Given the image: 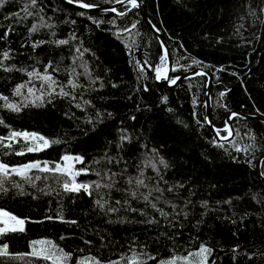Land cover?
Returning a JSON list of instances; mask_svg holds the SVG:
<instances>
[{"label": "trees", "instance_id": "trees-1", "mask_svg": "<svg viewBox=\"0 0 264 264\" xmlns=\"http://www.w3.org/2000/svg\"><path fill=\"white\" fill-rule=\"evenodd\" d=\"M67 1L95 8L117 3ZM140 2L170 49L171 80L212 72L213 126L228 137V118L237 112L234 136L220 141L207 121V75L174 88L157 78V67L168 72V57L161 61L166 48L127 1L113 12L65 0H4L0 96L8 99H0V163L9 166V191L0 193V208L25 227L0 233L8 244L0 264H57L32 253L38 238L101 262L136 253L181 256L206 244L208 264H264V184L256 170L264 122L254 118H264V0ZM33 72L39 77H30ZM24 131L45 136L49 145L27 151L37 145L23 136L7 139ZM66 154L82 157L74 180L92 185L87 192L65 191L62 184L73 177L63 172L30 169L33 186L11 171L35 160L56 163ZM136 179L146 187L137 189ZM97 200L107 203L101 208Z\"/></svg>", "mask_w": 264, "mask_h": 264}, {"label": "snow or ice", "instance_id": "snow-or-ice-1", "mask_svg": "<svg viewBox=\"0 0 264 264\" xmlns=\"http://www.w3.org/2000/svg\"><path fill=\"white\" fill-rule=\"evenodd\" d=\"M117 3H124L125 0H116ZM128 3H130L132 5L133 8L137 7L138 4H137V0H127ZM4 3V0H0V5H2ZM32 3L35 4L36 3V0H32ZM83 7H91V5H87V4H84ZM111 11L113 12H116V9L113 8V9H110ZM118 15H121L123 16L124 13L123 12H120L118 13ZM132 27L134 28L135 25L133 24ZM33 31L37 30L36 26H33ZM5 35H7V33H5ZM61 44L63 43H66V41H60ZM4 57L7 58L8 57V53L5 52L4 54ZM168 53H167V50H165V53L163 56H161V61H164L167 57ZM2 66V65H0ZM7 70H10V69H7ZM156 72H157V78H159V73H160V68L157 67L156 68ZM29 76H38L39 77V74L38 73H29ZM44 80L46 81H51L52 83H55V81H52L51 80V77L49 75H45L42 77ZM172 83H175L176 81L173 79L171 80ZM69 84H72L73 87H77L78 85H76L74 83V81L72 80H69ZM25 85L21 84V85H17L16 89L14 90V95H20L21 94V89L24 88ZM29 92H32V89H28ZM60 95H63V96H67L69 95L67 92H64L62 89H61V92H60ZM223 95V93L221 94ZM42 96L43 94H41V96L39 97H36L37 100H41L42 99ZM0 99H3V100H7L8 98L7 97H3V96H0ZM167 98L165 97V100ZM5 107L13 110V111H19L20 108L18 105H15V104H11V103H8L5 105ZM77 107H79V105H77ZM235 115V114H233ZM0 123H2V121H0ZM20 136H23L25 139H28L30 136L31 137H37L38 134L36 133H27V132H24V133H20V132H12L10 133L9 137H7V139H13V138H16V137H20ZM40 140H43L44 141V146H48L49 144V141L46 140L44 137H38ZM5 138L3 137H0V140H3ZM51 143H58V141H51ZM40 150L39 148H32V147H29L27 148V151H38ZM18 155H22L23 153H17ZM64 160H69L70 157H67L65 156L63 158ZM75 159L77 160H80L81 158L80 157H76ZM161 163H163V161H161ZM153 168L155 167V165H151ZM40 165L39 163H31V164H26V165H23V166H20L18 168H12L11 171L12 172H15L17 173L18 175H22L24 178L28 179L29 182H33L32 181V178L31 177H28L27 176V173L30 169H33V168H39ZM9 166L7 164H3V163H0V193H7L9 191V189L7 187H5V182L8 180V177H9ZM44 171H54V172H63L65 173L67 176H71L73 177L71 183L68 181V180H65L64 183L62 184V187L65 191H68V192H79L81 189H83L84 191H88L90 187H92V185H88V184H76L75 183V180H74V176L75 175H78L79 173H75L73 174L72 172L68 171L66 168L64 167H54V168H45ZM36 180H39L41 179V177L39 176H36L35 177ZM129 184H132L133 181L132 179H129L128 181ZM135 184L137 186V189L140 187V186H145L146 185L144 184V180L143 179H136L135 180ZM33 186L34 185V182H33ZM101 185L100 184H95V187L96 188H99ZM12 187L13 188H21L22 186L20 184H12ZM107 187H111V185H107ZM156 191H159V189H156ZM21 195H23V192L21 191L20 193ZM92 193L89 192V195H91ZM130 195L133 197V198H136L137 196V192L136 191H132L130 192ZM143 195V194H142ZM152 195L151 191H149V193L147 195H143V199L145 201H148L149 200V197ZM157 199H159V197H157ZM97 205H99L101 208L104 207V203H107L106 201L104 203H102L100 200H97L96 201ZM116 203H120V201H116ZM152 207L155 208L156 207V204L153 203L152 204ZM109 211H117V209L115 208H109L108 209ZM132 211H136V209H132ZM161 211V214L162 215H167L166 213H164L162 210ZM0 215H8V213L6 212H3L2 210H0ZM13 219H15V217H13ZM48 219H51V217H48ZM24 221L23 220H20L18 221V223H23ZM72 223H75L74 221ZM22 230V229H21ZM0 231H3V229H0ZM35 243V242H34ZM49 245H52V242L51 241H48L47 242ZM62 251V250H61ZM210 250L201 246V248L199 249V251L197 252H190L188 253V255L186 256H183V257H173L171 258V260L169 261H161L160 264H177V260H182L185 262V264H206V258H205V255L206 253H208ZM70 254L69 253H65L63 254V258H67V256H69ZM199 257V259L197 260L196 258ZM46 258L47 259H53V255L49 254V255H46ZM56 259H59V257H57ZM123 259V258H122ZM149 259H152V257H149ZM97 264H99V262H97ZM111 264H116V262H111ZM130 264H136V260H135V257L131 258V261H130Z\"/></svg>", "mask_w": 264, "mask_h": 264}, {"label": "rangeland", "instance_id": "rangeland-1", "mask_svg": "<svg viewBox=\"0 0 264 264\" xmlns=\"http://www.w3.org/2000/svg\"><path fill=\"white\" fill-rule=\"evenodd\" d=\"M166 75H167V68L160 70L159 77L164 78ZM24 132H27V131H24ZM24 132H22V133H24ZM27 133H36V132H27ZM36 134H38V133H36ZM38 137H44L46 140H48V138H46L45 136H42L41 134H38L37 137H31L30 136L28 139L31 140L33 142V144H36L37 148H39V149L45 148L44 141L40 140ZM65 156L70 157V159L67 161L64 160L63 158ZM76 157H80L81 159L77 160V159H75ZM63 158H62V160H60L56 163H51L47 160H45V161L35 160V161L28 162L26 164L39 163L40 169L54 168L57 166L64 167L68 171L72 172L73 174L80 172V170L78 168V164L81 163L83 160L80 155L66 154L63 156ZM26 164H24V165H26ZM33 169H35V168H33ZM0 210L8 213V215H0V229H3V231H0V233H6L8 231L24 229L25 223L24 222L22 224L18 223V221H20V219L17 218L14 214H12L11 212H9L5 209H2V208H0ZM13 217H15V219H13ZM48 241H51L52 245H49L47 243ZM30 246H31L32 253L35 255H40V256H44V257H46V255H49V254L53 255L54 258L51 260H53L57 264H97V262H99V264H111V262H116V264H130L131 258H133V257H135L136 264H160L161 261H169L173 257L179 258V257H183V256L188 255V254L181 255V256L177 255V256H173V257H169V258H162V259H153V258L149 259V257H151L150 255L136 253L133 255L122 256L121 258H118V259L113 260V261L101 262L92 255H74L70 252H67V251L61 249V247H59V245L51 238L34 239L31 241ZM201 246L209 249V247L206 244H202ZM201 246L192 252L194 253V252L199 251ZM7 249H8V244L4 241H0V252L7 251ZM65 253L70 254L69 256H67L66 259L63 258V254H65ZM204 255L206 258V264H208L209 257H210V251ZM57 257H59V259H56ZM196 259L198 260L199 257H197ZM177 264H185V262L178 259Z\"/></svg>", "mask_w": 264, "mask_h": 264}, {"label": "water", "instance_id": "water-1", "mask_svg": "<svg viewBox=\"0 0 264 264\" xmlns=\"http://www.w3.org/2000/svg\"><path fill=\"white\" fill-rule=\"evenodd\" d=\"M68 4L76 7V8H82V9H86V10H89V9H97V10H107L109 11L110 9H117L122 3H116L114 5H110V6H101V7H83L84 4L82 3H73V2H70V1H67L65 0ZM127 1V0H125ZM137 8L139 9L140 11V14H141V17L142 19L144 20V22L147 23V25L157 34V36L160 38V40L162 41L163 45L165 46L166 50H167V57H168V72H167V75L161 79V82L163 85L167 86V87H176L180 84V82L188 77H192V76H196V75H200V74H205L208 76L209 78V81H208V86H207V89H208V92H207V121L210 125V127L212 128L213 132L215 133V135L217 136V138L220 140V141H227L229 139H231L233 136H234V133H235V130H234V127L232 125V122H231V119H232V116L233 114H236L237 112H233L231 113V115L229 116L228 118V124H229V127L231 129V133L228 137L226 138H222L220 137V135L217 133L216 129L214 128L213 126V116H212V103H211V97H210V94H211V90H212V87H213V83H214V75L212 72H206L204 70H195V71H192V72H189V73H185L183 74L182 76H180L178 79H176L175 83H172L171 82V78H172V72L174 70V67H173V60H172V56H171V53H170V49L169 47L167 46V43L165 41V38L164 36L160 33V31L153 26V24L148 20L145 12H144V9H143V6H142V3L140 2V0H137ZM255 119H258V120H261L264 122V118L263 117H260V116H256L254 117ZM264 155L262 156L261 159H263ZM261 159L258 161V164H257V167H256V170L258 172V174L261 176V179H262V182L264 184V177L262 176V173H261Z\"/></svg>", "mask_w": 264, "mask_h": 264}]
</instances>
